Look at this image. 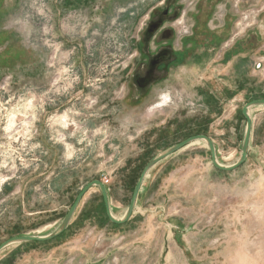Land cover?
Instances as JSON below:
<instances>
[{
	"label": "rangeland",
	"instance_id": "obj_1",
	"mask_svg": "<svg viewBox=\"0 0 264 264\" xmlns=\"http://www.w3.org/2000/svg\"><path fill=\"white\" fill-rule=\"evenodd\" d=\"M161 1L4 0L27 57L0 67V243L51 230L92 179L106 180L119 215L148 157L188 135H208L221 163L238 157L241 107L264 98V0L209 2L208 27L224 40L132 105L140 31ZM182 1L180 13L198 0ZM248 32L259 35L251 49ZM250 113L237 169H215L195 141L155 167L124 224L107 220L92 188L90 214L62 236L5 249L0 264H264V105Z\"/></svg>",
	"mask_w": 264,
	"mask_h": 264
},
{
	"label": "flooded vegetation",
	"instance_id": "obj_2",
	"mask_svg": "<svg viewBox=\"0 0 264 264\" xmlns=\"http://www.w3.org/2000/svg\"><path fill=\"white\" fill-rule=\"evenodd\" d=\"M3 1L0 0V11ZM211 1L205 0L206 4H204L202 0H198L195 4L196 9L192 10L186 6L181 13V7L184 6L182 0H162L160 3L162 6L151 9L149 18L140 31L139 57L129 82L131 89L129 87L125 101L136 105L150 100L155 90L162 88L165 82L173 79L175 69L183 64L186 65L196 55L195 52L203 53L207 50L206 46L211 40V34H213L212 40L222 39L221 35L208 27V20H210L208 3ZM179 17L180 19H177ZM1 19L0 12V39L4 34L1 31ZM175 22L182 24V29L178 31L180 35H177L173 28L172 23ZM258 38V33L248 32L241 45L251 49L258 43Z\"/></svg>",
	"mask_w": 264,
	"mask_h": 264
},
{
	"label": "water",
	"instance_id": "obj_3",
	"mask_svg": "<svg viewBox=\"0 0 264 264\" xmlns=\"http://www.w3.org/2000/svg\"><path fill=\"white\" fill-rule=\"evenodd\" d=\"M260 105H264V98H256V99L249 100L245 102L243 106L241 107V114L245 119V126H244V132H243L241 144H240V153L236 161L230 164L221 163L217 157V150H216L215 143L208 135L203 134V133H197V134L187 136L186 138L179 140L178 142L173 143L157 151L147 161L142 171L140 172L139 177L137 178V181L131 193L130 200L122 216L118 217L113 214V209L111 207L107 185L104 184L99 179H92L81 187V189L75 196L73 202L67 209L64 216L51 230L43 234L25 233V234H16V235L10 236L0 243V253L4 251L5 249L11 246H14V245L27 243V242H34V241L45 242V241H49L59 236L69 226L74 215L76 214V211L82 199L92 188L98 189L102 197V201H103L104 208H105V213H106L108 220L111 223L124 224L131 218L132 214L135 212V208L138 204V200L142 194V188H147V187H144V184H145L146 178L150 175V173H152L151 171L152 168L157 163L162 161L163 159L182 150L183 148L189 146L190 144H192L193 142L197 140H202L206 143L207 148L210 153L211 164L213 167H215L216 169L220 171H226V172L235 170L246 160L247 155H248L249 144H250L251 134H252V129H253V118L250 113V109L256 106H260ZM167 223H170V222L167 221ZM176 227H177L176 229L179 228L177 224H176ZM177 231L178 230H175V232Z\"/></svg>",
	"mask_w": 264,
	"mask_h": 264
},
{
	"label": "crops",
	"instance_id": "obj_4",
	"mask_svg": "<svg viewBox=\"0 0 264 264\" xmlns=\"http://www.w3.org/2000/svg\"><path fill=\"white\" fill-rule=\"evenodd\" d=\"M4 5V1L2 2V6ZM1 31L4 33V34H2L1 36H2V38L0 39V67H2V66H6V65H9L10 63V65H12V62L13 61H17V60H19V58H26L27 57V51L24 49V48H22V47H20L18 44H16V43H14V42H12V37H15V35H14V33L12 32V30H11V28H9V27H7L6 25H4V22H3V19H1ZM9 65V66H10ZM8 67V66H7ZM168 158V157H167ZM166 159V158H165ZM165 159H163V160H165ZM162 160V161H163ZM162 161H160V162H162ZM159 162V163H160ZM159 163H157L153 168H152V172H153V170L155 169V167L159 164ZM149 186H150V184L147 186V188H149ZM146 188V189H147ZM142 190H143V188H142ZM89 197V195H85V197L82 199V201H81V203H80V205L78 206V209H77V211H76V214L74 215V217H73V219H72V221H71V223L69 224V226L66 228V230L64 231V233L69 229V227L73 224V223H75V222H77L79 219H80V217H81V215L83 214V213H87V214H90L91 212L88 210V211H86L87 210V208L88 207H86V206H89V205H92L91 204V201H89L90 200V198H88ZM111 197V193L109 192V198ZM110 203H111V201H110ZM128 205V204H127ZM111 207H112V205H111ZM86 210H85V209ZM126 208V207H125ZM125 208L122 210V212L119 214V215H116V216H118V217H120V216H122V214L124 213V211H125ZM135 214V212L132 214V216ZM131 216V217H132ZM90 217V216H89ZM89 217L87 218V220L89 221ZM60 221V220H59ZM58 221V222H59ZM82 222L84 221H86V220H81ZM57 222V223H58ZM63 233V234H64ZM62 234V233H61ZM60 236H62V235H60ZM30 243H32V242H30ZM38 244H39V242H38ZM19 245V244H18ZM18 245H15V246H18ZM59 248V247H58ZM3 252V251H2ZM0 253V261L2 260V258H4L3 256H4V253ZM11 252H13V251H11ZM10 252V254H13V253H11ZM38 255V253H37V250L36 251H34V253H31V256H37Z\"/></svg>",
	"mask_w": 264,
	"mask_h": 264
},
{
	"label": "trees",
	"instance_id": "obj_5",
	"mask_svg": "<svg viewBox=\"0 0 264 264\" xmlns=\"http://www.w3.org/2000/svg\"><path fill=\"white\" fill-rule=\"evenodd\" d=\"M211 36L213 37V34H211ZM212 37H211V40H212ZM224 39L222 38V39H220V40H218V43H220V42H222ZM244 118V117H243ZM189 136V135H188ZM165 148V147H164ZM156 153V152H155ZM154 153V154H155ZM154 154H152L150 157H148V159L146 160V162L144 163V165L147 163V161L154 155ZM144 167V166H143ZM143 169V168H142ZM140 175V174H139ZM102 198V197H101ZM102 203H103V201H102ZM103 207H104V204H103ZM104 211H105V208H104ZM106 214V213H105ZM107 220H108V218H107ZM111 224H114V225H119V224H115V223H111ZM34 242H36V241H34ZM27 243H29V242H27ZM23 244V243H22Z\"/></svg>",
	"mask_w": 264,
	"mask_h": 264
},
{
	"label": "built area",
	"instance_id": "obj_6",
	"mask_svg": "<svg viewBox=\"0 0 264 264\" xmlns=\"http://www.w3.org/2000/svg\"><path fill=\"white\" fill-rule=\"evenodd\" d=\"M105 181H106V180H104V181H102V182H103L104 184H106Z\"/></svg>",
	"mask_w": 264,
	"mask_h": 264
},
{
	"label": "bare ground",
	"instance_id": "obj_7",
	"mask_svg": "<svg viewBox=\"0 0 264 264\" xmlns=\"http://www.w3.org/2000/svg\"><path fill=\"white\" fill-rule=\"evenodd\" d=\"M251 110V109H250ZM198 141V140H197ZM202 141V140H201Z\"/></svg>",
	"mask_w": 264,
	"mask_h": 264
}]
</instances>
